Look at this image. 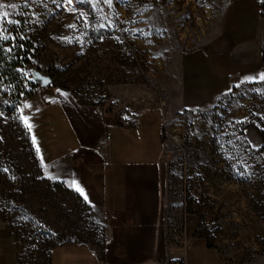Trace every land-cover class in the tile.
Segmentation results:
<instances>
[{
    "label": "rangeland",
    "instance_id": "obj_1",
    "mask_svg": "<svg viewBox=\"0 0 264 264\" xmlns=\"http://www.w3.org/2000/svg\"><path fill=\"white\" fill-rule=\"evenodd\" d=\"M224 5L0 0L2 35L27 34L31 45L28 67L0 72V264H49L51 250L63 243L101 250L108 233L98 209L37 160L18 113L39 89L29 83V68L118 114L159 108L169 241L183 243L193 229L231 261L263 254L264 85L233 90L203 108L182 92V59L201 48Z\"/></svg>",
    "mask_w": 264,
    "mask_h": 264
},
{
    "label": "crops",
    "instance_id": "obj_2",
    "mask_svg": "<svg viewBox=\"0 0 264 264\" xmlns=\"http://www.w3.org/2000/svg\"><path fill=\"white\" fill-rule=\"evenodd\" d=\"M213 25L179 70L182 92L199 102L195 108L233 90L264 85L262 0H225ZM18 113L41 167L97 208L108 229L101 250L82 242L59 244L49 264H184L185 254L187 264H264V252L251 261H231L193 229L185 231L183 243L169 241L159 108L136 111L134 125L125 129L117 124L116 108L50 85L23 100ZM104 134L110 136L105 156L95 151ZM261 150L264 163V134Z\"/></svg>",
    "mask_w": 264,
    "mask_h": 264
},
{
    "label": "trees",
    "instance_id": "obj_3",
    "mask_svg": "<svg viewBox=\"0 0 264 264\" xmlns=\"http://www.w3.org/2000/svg\"><path fill=\"white\" fill-rule=\"evenodd\" d=\"M26 35L27 34L21 35L18 33H11L10 36L5 38L0 31V72H13L16 75L15 69L18 66L28 67L29 60L27 58V54L31 45H29L28 41L24 39ZM29 83L32 86L37 87L31 81H29ZM25 132L27 133L26 129ZM209 246L212 247V244L209 243Z\"/></svg>",
    "mask_w": 264,
    "mask_h": 264
},
{
    "label": "built area",
    "instance_id": "obj_4",
    "mask_svg": "<svg viewBox=\"0 0 264 264\" xmlns=\"http://www.w3.org/2000/svg\"><path fill=\"white\" fill-rule=\"evenodd\" d=\"M135 122V112L131 110H123L118 114L117 124L125 129L131 128ZM110 136L104 134L95 146V151L105 156L107 153Z\"/></svg>",
    "mask_w": 264,
    "mask_h": 264
},
{
    "label": "water",
    "instance_id": "obj_5",
    "mask_svg": "<svg viewBox=\"0 0 264 264\" xmlns=\"http://www.w3.org/2000/svg\"><path fill=\"white\" fill-rule=\"evenodd\" d=\"M30 81L36 85L38 88H45L51 85V78L41 74L38 70L34 68H29Z\"/></svg>",
    "mask_w": 264,
    "mask_h": 264
},
{
    "label": "snow or ice",
    "instance_id": "obj_6",
    "mask_svg": "<svg viewBox=\"0 0 264 264\" xmlns=\"http://www.w3.org/2000/svg\"><path fill=\"white\" fill-rule=\"evenodd\" d=\"M69 2H70V0H69Z\"/></svg>",
    "mask_w": 264,
    "mask_h": 264
}]
</instances>
